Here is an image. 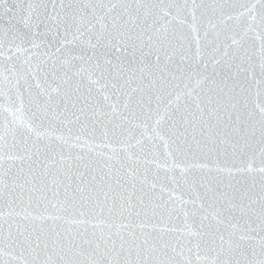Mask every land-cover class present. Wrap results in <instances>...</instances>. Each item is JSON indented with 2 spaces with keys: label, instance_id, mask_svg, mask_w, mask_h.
I'll list each match as a JSON object with an SVG mask.
<instances>
[{
  "label": "snow or ice",
  "instance_id": "obj_1",
  "mask_svg": "<svg viewBox=\"0 0 264 264\" xmlns=\"http://www.w3.org/2000/svg\"><path fill=\"white\" fill-rule=\"evenodd\" d=\"M0 264H264V0H0Z\"/></svg>",
  "mask_w": 264,
  "mask_h": 264
}]
</instances>
